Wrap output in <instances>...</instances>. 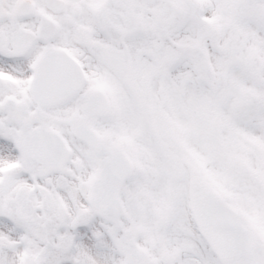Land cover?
Listing matches in <instances>:
<instances>
[{
    "label": "snow or ice",
    "instance_id": "1",
    "mask_svg": "<svg viewBox=\"0 0 264 264\" xmlns=\"http://www.w3.org/2000/svg\"><path fill=\"white\" fill-rule=\"evenodd\" d=\"M0 264H264V0H0Z\"/></svg>",
    "mask_w": 264,
    "mask_h": 264
}]
</instances>
